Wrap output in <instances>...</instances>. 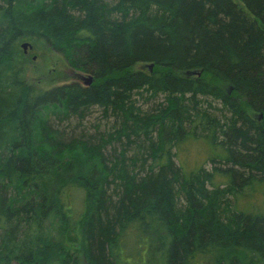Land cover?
I'll use <instances>...</instances> for the list:
<instances>
[{
    "label": "trees",
    "instance_id": "obj_1",
    "mask_svg": "<svg viewBox=\"0 0 264 264\" xmlns=\"http://www.w3.org/2000/svg\"><path fill=\"white\" fill-rule=\"evenodd\" d=\"M22 37L91 82H29ZM98 109L103 131L71 130ZM148 242L158 264H264V0H0V264Z\"/></svg>",
    "mask_w": 264,
    "mask_h": 264
},
{
    "label": "rangeland",
    "instance_id": "obj_2",
    "mask_svg": "<svg viewBox=\"0 0 264 264\" xmlns=\"http://www.w3.org/2000/svg\"><path fill=\"white\" fill-rule=\"evenodd\" d=\"M26 43V47L23 48L22 44ZM16 48L18 50V58L24 63L26 70V78L29 82L35 83L41 87H50L52 85L77 81L80 84H83L82 81L88 77V74H85L72 66H70L61 54L50 48L42 39L22 37L17 40ZM143 67L142 63L134 64L131 69H141ZM85 74V75H84ZM147 96L144 95V98ZM156 104L155 99H141L138 98L137 105L146 111L150 110ZM206 107V105H204ZM220 108L216 102H213V106L208 107L207 110L210 115L220 116V113L216 110ZM78 120H72V131L78 132L83 130L82 125L86 128V132L93 134L96 131H103L106 123L112 122L113 118H106L103 116L102 109L92 110L88 113L84 121L82 120L80 124H77ZM93 126H99L98 128ZM68 131V130H67ZM185 148L178 152V158L182 162L190 164L191 162L199 160L202 166L206 169L210 168V165L207 162L203 150L199 148H194L192 144L186 143ZM117 148L119 146H116ZM130 150L128 151L129 156L133 152L137 151L135 145H131ZM199 149V150H198ZM135 150V151H134ZM142 154V153H141ZM175 164L178 163L177 158L173 159ZM145 247L141 251V258L138 261L134 260H124L120 257V264H158L157 258L153 254V248L151 242H148L146 245L142 243V246ZM69 254L72 256V264H84L81 255L79 256L77 247L75 245H67ZM61 259V258H60ZM209 263L208 259H201L198 263L195 264H207Z\"/></svg>",
    "mask_w": 264,
    "mask_h": 264
},
{
    "label": "water",
    "instance_id": "obj_3",
    "mask_svg": "<svg viewBox=\"0 0 264 264\" xmlns=\"http://www.w3.org/2000/svg\"><path fill=\"white\" fill-rule=\"evenodd\" d=\"M22 47L23 48H25L26 47V43H24V44H22ZM91 80H92V77L91 76H89V77H87L86 79H85V84H89L90 82H91Z\"/></svg>",
    "mask_w": 264,
    "mask_h": 264
},
{
    "label": "bare ground",
    "instance_id": "obj_4",
    "mask_svg": "<svg viewBox=\"0 0 264 264\" xmlns=\"http://www.w3.org/2000/svg\"><path fill=\"white\" fill-rule=\"evenodd\" d=\"M149 68H150V67H149ZM84 75H85V74H84ZM89 76H91V75H88V77H89ZM91 77H92V76H91ZM85 79H86V78H85ZM82 82L84 83V82H85V80H84V81H82Z\"/></svg>",
    "mask_w": 264,
    "mask_h": 264
}]
</instances>
